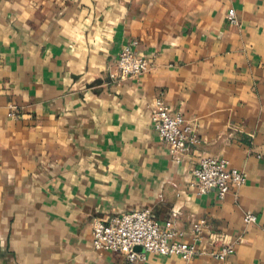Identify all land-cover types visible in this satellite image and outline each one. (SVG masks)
I'll use <instances>...</instances> for the list:
<instances>
[{"label":"crops","instance_id":"obj_1","mask_svg":"<svg viewBox=\"0 0 264 264\" xmlns=\"http://www.w3.org/2000/svg\"><path fill=\"white\" fill-rule=\"evenodd\" d=\"M129 43L154 67L113 82ZM156 98L195 124L199 144L159 138ZM204 157L246 182L223 199L197 194ZM144 208L187 241L204 219L202 248H236L143 264H264V0H0V263L123 261L93 248V222Z\"/></svg>","mask_w":264,"mask_h":264},{"label":"built area","instance_id":"obj_2","mask_svg":"<svg viewBox=\"0 0 264 264\" xmlns=\"http://www.w3.org/2000/svg\"><path fill=\"white\" fill-rule=\"evenodd\" d=\"M231 25H238L234 9L227 12ZM154 64L147 57L138 56L133 44L122 47L115 69L110 73L113 82H120L138 77L150 71ZM19 110L12 105L8 116L17 117ZM151 121L159 138L175 150H183L188 145L199 144L200 137L196 126L185 119L180 112H172L162 98H156L151 114ZM190 186L197 194H206L215 190L217 197L223 199L232 185L246 182V174L228 165L225 159L204 157L199 165L192 169ZM245 223L256 221V215L246 212ZM205 220H198L190 230L191 241L185 239L187 233L176 228L170 221L160 222L149 208L128 211L111 217L109 220L97 219L92 227V245L96 251L119 252L124 255L123 261L113 264H143L146 254L177 256L184 261L196 257L208 256L225 260L235 252V242L223 239L218 249L206 250L200 246L205 239ZM141 246L143 251L135 248ZM0 264H10L3 262Z\"/></svg>","mask_w":264,"mask_h":264},{"label":"water","instance_id":"obj_3","mask_svg":"<svg viewBox=\"0 0 264 264\" xmlns=\"http://www.w3.org/2000/svg\"><path fill=\"white\" fill-rule=\"evenodd\" d=\"M138 248V247H137Z\"/></svg>","mask_w":264,"mask_h":264}]
</instances>
